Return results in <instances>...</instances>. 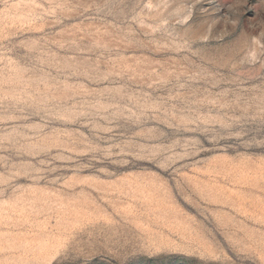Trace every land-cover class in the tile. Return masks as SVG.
Here are the masks:
<instances>
[{
  "label": "rangeland",
  "instance_id": "374dc122",
  "mask_svg": "<svg viewBox=\"0 0 264 264\" xmlns=\"http://www.w3.org/2000/svg\"><path fill=\"white\" fill-rule=\"evenodd\" d=\"M0 264H264V0H0Z\"/></svg>",
  "mask_w": 264,
  "mask_h": 264
}]
</instances>
